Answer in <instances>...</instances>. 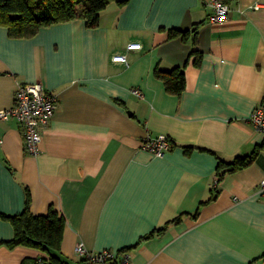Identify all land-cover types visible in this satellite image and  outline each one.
Returning <instances> with one entry per match:
<instances>
[{"label":"crops","instance_id":"1","mask_svg":"<svg viewBox=\"0 0 264 264\" xmlns=\"http://www.w3.org/2000/svg\"><path fill=\"white\" fill-rule=\"evenodd\" d=\"M118 1L92 28L73 19L11 37L0 25V109L20 83L40 82L56 98L37 155L20 124L0 122V264L48 256L4 243L14 229L1 215L23 210L25 189L33 214L52 207L63 217L65 264H79L78 243L127 250L131 264H264V149L216 178L219 160L264 142L248 121L264 104V0H230L221 25L209 22L208 0ZM172 28L186 38L169 37ZM134 41L140 50L126 48ZM119 53L127 63L112 61ZM176 66L186 77L178 95L154 75ZM158 134L171 142L162 157L142 147Z\"/></svg>","mask_w":264,"mask_h":264},{"label":"trees","instance_id":"2","mask_svg":"<svg viewBox=\"0 0 264 264\" xmlns=\"http://www.w3.org/2000/svg\"><path fill=\"white\" fill-rule=\"evenodd\" d=\"M113 1L118 0H0V25L7 27L11 37H31L43 26L73 19H83L86 26L92 28L98 25L99 13ZM118 2L123 3L122 1ZM186 33L187 31L176 28L169 29V37L180 35L182 38H186ZM195 54H198V50H192L189 56ZM154 75L163 81L166 90L170 93L178 95L185 88V73L179 66L170 70H161L157 67L154 70ZM262 149H264V142L260 146H256L251 154L239 156L231 163L219 160L217 182L222 179L225 173L249 165ZM29 203L30 194L28 189H25L23 210L17 214L1 215L12 223L14 229L13 238L4 243L9 247L19 245L34 247L47 253L48 256L36 259L34 262L36 264H65L58 255L64 228L63 217L52 207L44 215L33 214L30 211ZM182 216L183 214L154 228L143 239L162 234L169 225L179 223ZM79 264H81V260H79Z\"/></svg>","mask_w":264,"mask_h":264},{"label":"built area","instance_id":"3","mask_svg":"<svg viewBox=\"0 0 264 264\" xmlns=\"http://www.w3.org/2000/svg\"><path fill=\"white\" fill-rule=\"evenodd\" d=\"M207 3L210 10L209 22L215 25L223 24L227 20L230 0H208ZM262 6L255 4L254 8L258 9ZM141 47V43L138 41L130 42L126 46L128 50H140ZM112 61L127 63V58L125 54L119 53L112 56ZM55 109V96L46 91L40 82L20 83L14 94L13 105L0 109V122L13 119L20 124L24 149L30 155H37L40 152L42 129L48 125ZM248 121L264 135V104L255 106ZM1 141L2 137L0 136V143ZM142 147L155 156L162 157L170 149L171 142L163 134L147 135L142 142ZM257 193L264 198V174L258 184ZM75 251L81 264H131L130 254L127 250L119 252L105 248L94 251L88 250L82 243H78Z\"/></svg>","mask_w":264,"mask_h":264}]
</instances>
